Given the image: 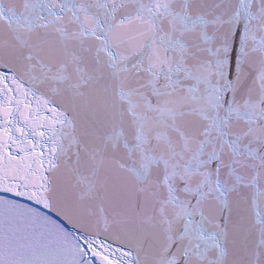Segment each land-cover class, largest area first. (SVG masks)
I'll return each mask as SVG.
<instances>
[{
    "label": "snow or ice",
    "instance_id": "6c2138e0",
    "mask_svg": "<svg viewBox=\"0 0 264 264\" xmlns=\"http://www.w3.org/2000/svg\"><path fill=\"white\" fill-rule=\"evenodd\" d=\"M0 264H264V0H0Z\"/></svg>",
    "mask_w": 264,
    "mask_h": 264
}]
</instances>
